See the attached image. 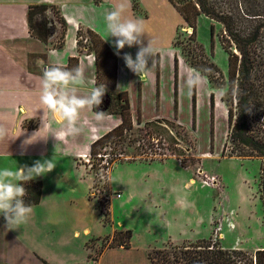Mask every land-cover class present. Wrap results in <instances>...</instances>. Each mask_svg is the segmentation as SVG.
<instances>
[{
  "label": "rangeland",
  "instance_id": "rangeland-1",
  "mask_svg": "<svg viewBox=\"0 0 264 264\" xmlns=\"http://www.w3.org/2000/svg\"><path fill=\"white\" fill-rule=\"evenodd\" d=\"M57 1L78 2L76 8L83 9L84 20L92 24L104 21L105 10L99 1L107 6L113 1L110 9L121 2ZM47 11L58 23L59 15L53 9ZM128 12L127 7V16ZM136 14L142 16L139 11ZM181 22L172 43L176 66L180 57L182 64L193 68L198 65L199 69H212L213 65L222 78L212 69L208 74L210 85L194 94L193 109L192 98L186 96L184 71L179 95L173 88L172 48L160 51V101L158 105L148 102L151 85L147 83L140 115L147 122L176 117L182 128L177 146L180 159L167 151L168 135L149 137L135 129L124 131L123 146L106 144L99 150L105 153L102 161L87 155L78 163L81 166L60 154H39L47 150L40 143L18 155L0 150V168L31 167L36 161L51 159L57 165L52 172L34 179L42 184V198L33 206L27 224L8 230L0 216V264H145L142 253L146 250L160 253L154 256V264H174V257H181V248L206 240L218 243L223 250L250 255L264 251V216L258 192L260 161L229 157V148L224 151L227 111L210 91L219 87L220 79L225 83L227 79V55L220 44L219 27L214 26L211 36L212 23L199 17L192 36V28ZM80 35L81 48L87 46L93 52L100 47L93 48L88 36L81 31ZM120 107L118 104L117 109ZM114 111L111 104L108 113ZM74 139L69 137L68 141ZM64 144H58L59 153L66 148ZM103 166L108 171L102 170ZM110 187L111 193L107 194ZM154 202L162 206L164 218L158 208H153ZM126 231L130 233V253L102 251L107 239ZM169 235L173 242L182 244H166Z\"/></svg>",
  "mask_w": 264,
  "mask_h": 264
},
{
  "label": "crops",
  "instance_id": "crops-1",
  "mask_svg": "<svg viewBox=\"0 0 264 264\" xmlns=\"http://www.w3.org/2000/svg\"><path fill=\"white\" fill-rule=\"evenodd\" d=\"M138 1L139 13L142 16H139V14H136L132 10L130 0L128 4V16L145 20L147 34L142 38L143 43L147 46L149 39H152L154 47L157 49L156 62L154 67H152V74L145 81H140L125 66L122 59L125 53H131L135 59L138 48L136 46L132 48L126 46L120 52V56H117L112 46L114 38L108 39L104 21L99 24H92L86 22L84 19L78 24H72L67 21L66 13L79 10L76 8V3L78 2L0 0V113H7L11 117L7 123L9 136L4 141H0L2 153L11 152L18 155L26 148L29 149L33 145L40 143L47 150L37 151L39 154L50 156L60 154L66 158H70V160L76 161L77 165L81 166L78 163L87 157L91 144L119 125L120 117L118 115L109 114V118H106L102 122H97L92 118L90 112H86L81 118L82 131L78 135H60L64 122L56 114L48 112L43 120L42 127V117L46 110L43 109V106L39 102L41 77L45 69L54 63L65 66L68 69L80 68L85 79V84L80 87V95H87L93 86L105 84L107 92L113 93L112 95L123 94L127 99L129 114L134 125L138 121L141 124L147 122L140 115V108L144 106L146 100L145 85L147 83L151 85V94L148 102L153 101L158 105L161 97L162 81V78L160 80V70L162 67L160 66L162 65V53L160 51L164 52L165 50L162 49L167 50L170 47L172 50L174 49L172 43L177 29L181 27L183 19L168 0ZM98 3V5L102 3L101 8L103 7L105 11L111 10L110 5H114L113 1L108 2L110 7L107 4H103V1H99ZM41 5L48 7V9H53L59 15L58 23L56 22L59 30L56 37L51 41H44L37 37L29 27L27 19L29 8ZM99 8L96 7V9ZM80 31L87 35L89 40L88 33H92L96 40L99 39L102 42L103 46L101 49L105 58H101L102 54L98 57L87 46H83L82 48L79 46L78 33ZM87 42L88 40L85 41V43ZM170 54L174 65L173 88L176 95L177 93L179 95V82L181 72L184 71V64L181 63L180 57L175 70V57L172 52ZM135 107L136 110H133ZM139 118H141V121ZM165 120L178 123L176 117ZM178 124L180 125V123ZM40 129V136L48 138L46 140H37L35 143L23 148V142ZM69 137L75 138L74 141H68ZM63 142H65L64 146L66 148L59 153L57 146L58 144L63 145ZM21 148L23 149L21 150ZM111 189L110 187L108 194L111 193ZM153 208H158V213H162L161 219L164 218L165 212L159 203L154 202ZM166 224L170 225L168 222ZM171 239L169 235L165 243L171 245L182 244L173 242ZM111 250L108 249L106 252ZM114 251H128L130 253L131 249L126 250L121 247ZM148 252L149 250H146V252L142 253L143 263L145 264H150L147 257Z\"/></svg>",
  "mask_w": 264,
  "mask_h": 264
},
{
  "label": "trees",
  "instance_id": "trees-1",
  "mask_svg": "<svg viewBox=\"0 0 264 264\" xmlns=\"http://www.w3.org/2000/svg\"><path fill=\"white\" fill-rule=\"evenodd\" d=\"M181 15L183 21L192 28V36L195 35V24L199 17L208 19L211 24V36L214 26L219 27L220 44L227 55V79L219 87L226 84L229 93L224 100L227 104V142L224 151L229 148V157L256 158L260 161L258 192L263 207L264 216V0H168ZM131 8L138 13L136 0H130ZM48 7L31 6L28 12V23L31 31L39 38L45 40L46 25H35V18L47 11ZM94 53L98 57L102 54L103 46L99 39H95L92 33H88ZM80 32L78 37H80ZM79 44V42H78ZM90 50V49H89ZM107 51V50H106ZM218 74L216 67L210 65ZM194 68L199 69L198 65ZM176 70V61H175ZM235 90V95L232 94ZM110 105L115 106V114L120 117V123L102 137L95 140L89 149L88 155L97 157L102 161L105 156L99 153L106 144L123 146L125 143L124 131H144L151 135H168V152L171 157L180 159L181 150L177 149L178 139L182 131L181 125L175 121L156 119L134 125L129 114V105L123 94L109 95ZM194 95L192 105L194 106ZM118 104L120 108L117 109ZM101 106V105H100ZM99 106V108H101ZM103 107V105H102ZM109 107L103 111L107 112ZM213 109V99L210 101ZM102 111L101 109H94ZM110 114V113H109ZM180 165H184L180 160ZM93 167V166H92ZM105 170L106 167H101ZM28 195L25 202L35 206L39 204L42 194L40 181H31L24 185ZM105 193V192H104ZM109 193V191H108ZM107 193V194H108ZM130 233L120 232L111 240L107 239L103 249L124 248L129 249ZM109 244L105 247V244ZM101 251V252H102ZM160 254L148 252L147 257L154 264V256ZM241 258V259H240ZM166 261V260H164ZM264 264V251H256L253 254L239 250H223L218 243L212 240L198 241L181 248V257H174V264ZM162 264H169L164 262ZM173 264V263H170Z\"/></svg>",
  "mask_w": 264,
  "mask_h": 264
},
{
  "label": "clouds",
  "instance_id": "clouds-1",
  "mask_svg": "<svg viewBox=\"0 0 264 264\" xmlns=\"http://www.w3.org/2000/svg\"><path fill=\"white\" fill-rule=\"evenodd\" d=\"M128 4L129 0H121L113 9L105 11L103 15L105 31L108 39L114 38L112 46L117 56H120V52L126 46L138 48L135 59L131 53H125L122 59L125 66L140 81H145L152 74L157 49L152 39H149L147 46L144 45L142 38L147 34L145 20L127 16L125 13ZM66 19L72 24H78L84 19L83 12L77 10L66 13ZM171 52L174 54L175 50ZM211 72L210 68L197 69L188 64L184 65V87L189 99L206 85H210L208 74ZM84 84L85 79L79 67L68 69L54 63L45 69L41 77L39 95V102L46 110L42 117V127L48 112L56 114L64 122L60 135H78L82 131L81 118L86 112H90L97 122L109 118L107 112L94 111L103 102V97L107 92L106 85L93 86L87 95H80V87ZM210 91L221 99V107L227 111V104L223 102V98L228 95L229 89L218 87L210 88ZM232 94H236L235 90ZM10 119L9 114L0 113V141H4L9 136L7 123ZM41 129L26 139L22 147L31 145L37 140H46L48 137L40 136ZM56 166L54 159H51L43 162L36 161L31 167L0 168V216H3L8 230L18 229L21 225L27 224L31 218L33 206L25 202L28 193L24 185L52 172Z\"/></svg>",
  "mask_w": 264,
  "mask_h": 264
},
{
  "label": "water",
  "instance_id": "water-1",
  "mask_svg": "<svg viewBox=\"0 0 264 264\" xmlns=\"http://www.w3.org/2000/svg\"><path fill=\"white\" fill-rule=\"evenodd\" d=\"M44 14H45L46 25H47L46 33H45V40L51 41L56 37V34L58 33L59 27L48 11H46ZM41 20H42V17L37 16L35 18V25H38V23ZM110 101H111L110 97L107 94H105V96L103 97V102L100 106L101 108H98V109L105 111L109 107ZM102 105H103V107H102Z\"/></svg>",
  "mask_w": 264,
  "mask_h": 264
},
{
  "label": "flooded vegetation",
  "instance_id": "flooded-vegetation-1",
  "mask_svg": "<svg viewBox=\"0 0 264 264\" xmlns=\"http://www.w3.org/2000/svg\"><path fill=\"white\" fill-rule=\"evenodd\" d=\"M44 13H43V15H39L40 17H42V20L38 24L43 23L44 25H46V19H45V14Z\"/></svg>",
  "mask_w": 264,
  "mask_h": 264
},
{
  "label": "built area",
  "instance_id": "built-area-1",
  "mask_svg": "<svg viewBox=\"0 0 264 264\" xmlns=\"http://www.w3.org/2000/svg\"><path fill=\"white\" fill-rule=\"evenodd\" d=\"M107 169V171H108V168H106ZM117 197H118V194H117Z\"/></svg>",
  "mask_w": 264,
  "mask_h": 264
}]
</instances>
